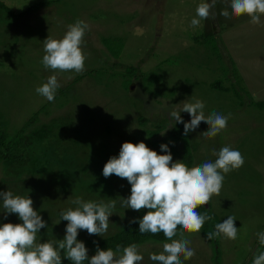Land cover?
Returning <instances> with one entry per match:
<instances>
[{
	"label": "rangeland",
	"instance_id": "rangeland-1",
	"mask_svg": "<svg viewBox=\"0 0 264 264\" xmlns=\"http://www.w3.org/2000/svg\"><path fill=\"white\" fill-rule=\"evenodd\" d=\"M1 1L18 12L44 0ZM200 2L50 0L17 17L0 9V110L6 129L13 131L38 111L34 125L51 119V129L60 136L54 153L32 158L29 170H36L33 176L1 187L2 191L29 196L34 210L49 225L60 219L62 209L74 208L71 201L78 196L86 201L115 199L109 233L139 211L121 206L120 199L130 196L131 185L115 175L105 178L103 166L118 156L124 142L143 141L158 154H166L160 145L168 144L173 162L180 160V140H159L174 121L170 112L198 99L205 105V116L213 111L230 116L226 129L215 137L201 134L208 130L204 122L188 134L189 167L214 162L212 150L224 146L240 151L245 161L225 175L220 194L205 205L217 223L234 216L239 228L236 240L216 238V260L218 264H252L257 250L264 251L256 236L264 231V108L252 103L264 98V15L260 24H252L246 14L231 16L230 0H218L211 9L215 19L202 20L200 27L191 28ZM225 8L230 12L228 19L220 15ZM77 19L89 25L82 44L84 71L45 69L41 64L43 41L48 35L62 38ZM211 33L215 41L205 42L203 35ZM108 35L120 38L116 57L100 42L101 36ZM53 74L61 86L54 102H49L35 89ZM180 115L185 122L191 119L186 112ZM34 138L40 140L36 132ZM64 151L75 154L72 161L68 153L64 157ZM14 219L22 223L18 215ZM66 225L67 221L65 232ZM185 236L195 255L183 264H213L212 242L205 233L186 232ZM84 237L98 235L78 230L77 239ZM47 240L51 239L37 234L38 242ZM167 242L148 239L137 243L144 257L140 264H156L149 254L159 253ZM85 246L89 258L96 253L90 244Z\"/></svg>",
	"mask_w": 264,
	"mask_h": 264
},
{
	"label": "clouds",
	"instance_id": "clouds-1",
	"mask_svg": "<svg viewBox=\"0 0 264 264\" xmlns=\"http://www.w3.org/2000/svg\"><path fill=\"white\" fill-rule=\"evenodd\" d=\"M217 2L201 0L189 26L197 28L202 20L215 19L211 9ZM229 7L231 16L246 14L252 24H260V18L264 15V0H230ZM220 15L230 18L227 8L222 9ZM88 28L84 20L77 19L68 25L62 38L48 35L43 41V67L54 72L82 73L86 60L82 44ZM136 34L141 35L142 30L137 29ZM60 86L57 75L53 74L35 91L49 102H54ZM204 107L203 101L196 99L185 102L182 108L172 110L169 115L175 123L183 124L184 136L194 132L204 122L208 130L201 134L205 138H212L226 129L230 114L225 116L213 111L205 116ZM181 112L190 114V121L185 122ZM160 148L166 154H158L143 141L135 144L124 142L119 155L112 156L105 163L102 174L105 178L115 175L126 179L131 185L130 196L120 199L123 208L135 211L147 209L142 218L129 221L138 222L140 234L163 233L170 241L162 245L159 253H150L149 259L156 264H183V261L195 255L185 233H199L205 222L213 219L208 212L201 214L197 211L198 207L208 205L214 195L218 196L225 175L242 167L245 161L240 151L224 146L219 151L212 150V155L216 157L214 162L205 161L198 166L188 167L180 160L173 162L168 144H161ZM0 197L5 218L7 214H17L22 221L0 225V264H61L62 252L72 264H140L144 259L137 243L124 247L117 245L115 250H103L97 245L96 253L89 258L85 243L77 239L78 230L98 236L107 233L109 217L117 204L115 199L105 202L76 197L71 201L74 208L62 209L59 213L60 221H67L64 238L42 243L37 241V234L48 225L34 210L33 200L29 196L14 195L11 190L0 191ZM235 220L234 216H228L222 223H216L215 230L207 232L206 238L212 240L223 236L236 240L239 228L235 226ZM256 236L259 244L264 246V231L256 233ZM252 264H264V251L257 250Z\"/></svg>",
	"mask_w": 264,
	"mask_h": 264
},
{
	"label": "trees",
	"instance_id": "trees-1",
	"mask_svg": "<svg viewBox=\"0 0 264 264\" xmlns=\"http://www.w3.org/2000/svg\"><path fill=\"white\" fill-rule=\"evenodd\" d=\"M49 1L50 0L37 1L25 7L23 10L14 12L11 8H9L4 2L0 0V9L7 12L9 17H17L20 16L23 12L33 7L41 5L43 6ZM210 39L211 41H215L214 34L211 33L203 35V40H205V42L210 41ZM100 42L111 56L116 57L118 55L120 47V38L118 36H101ZM81 75L83 76L84 74ZM127 85L128 83H126V86ZM252 103L258 108H264V98L252 100ZM37 114L38 111H34L33 113H31V115L28 116L27 119L24 120V122L18 128L9 132L6 129V122L0 110V191H2L1 187L11 186L13 182L18 181L20 178L33 176L36 170H29L32 158H44L47 156V154L54 153L53 150L55 149V147L59 148L60 146V144L57 143L60 141V136L55 134L54 130L51 129V126L54 124L51 123V119L46 122H40V124L38 125H34V122L37 119ZM182 118L184 120L183 116ZM143 120L144 118L139 119V121ZM62 123L65 124L64 122ZM64 131H66V135H68L67 129ZM35 132L38 134L40 140L35 141ZM149 132L152 133L154 131H152L151 129L149 130ZM183 132V124L175 123V121H173L164 137H162L159 141H164L167 138L171 140H180L182 142L180 161H182L189 167L191 163V153L189 145L187 143L188 135L184 136ZM66 153L69 154V160L72 161L75 157V154H70V151H64V157L68 155ZM197 211H199L201 214L208 212V214L213 217L212 220L206 221L203 228L201 229L202 233H205V236L207 237V232L215 230V224L217 223V219L214 215H212L209 209H207V206H200L198 207ZM145 213L146 212L143 211L136 212L129 218H127L118 228L112 230L111 232L106 233L103 236H98L94 238L84 237L83 242L85 243V245L90 244L94 248H97L98 245L103 250H107V248H112L113 250H115L117 245L124 247L131 243H139L148 239H166L163 236V233H158L156 235H153L151 233L140 234L138 222L129 223V221H131L133 218H142ZM16 215L17 214H7L5 218V213L2 209V200H0V225L9 222L14 224L18 223V220L14 219ZM46 222L48 227L40 230V237L43 238L44 236H46L51 240H59L60 235L65 236V221H60V219H53L50 222V225L48 221ZM215 241L216 238L211 240L213 250L212 258L214 261L213 264H218L216 260L218 255L217 243ZM62 256L64 257L63 253L61 254V260H63L61 264H72L70 260H68L66 257L63 258ZM85 264H87V262H85Z\"/></svg>",
	"mask_w": 264,
	"mask_h": 264
},
{
	"label": "crops",
	"instance_id": "crops-1",
	"mask_svg": "<svg viewBox=\"0 0 264 264\" xmlns=\"http://www.w3.org/2000/svg\"><path fill=\"white\" fill-rule=\"evenodd\" d=\"M235 49H236V48H235ZM237 54H238V55H240V53H239V52H238ZM259 99H261V98H259Z\"/></svg>",
	"mask_w": 264,
	"mask_h": 264
}]
</instances>
